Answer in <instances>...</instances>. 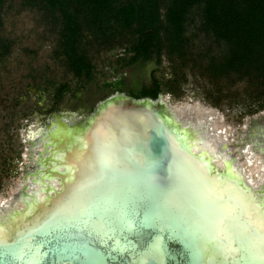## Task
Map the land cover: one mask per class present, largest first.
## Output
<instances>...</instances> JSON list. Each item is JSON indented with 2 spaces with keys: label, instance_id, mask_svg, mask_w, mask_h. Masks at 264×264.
I'll return each instance as SVG.
<instances>
[{
  "label": "rangeland",
  "instance_id": "rangeland-1",
  "mask_svg": "<svg viewBox=\"0 0 264 264\" xmlns=\"http://www.w3.org/2000/svg\"><path fill=\"white\" fill-rule=\"evenodd\" d=\"M55 2L56 6L52 7L46 0L1 1L0 204L9 202L20 188L23 174L33 171L35 151L42 149L39 138L43 137L48 123L55 122V116L66 125L81 122L115 91L147 87L152 80L159 84L160 99L174 109L179 119L206 121V130L212 133L216 147L225 143L244 177L252 184H262L264 77L253 70L221 68L223 49L211 33L203 31L199 10L190 16L181 47L173 49L161 32L158 57L152 55L144 59L135 58L132 51L139 39L136 25L121 30L116 24H112V28L85 24L84 11L76 10L73 0ZM66 2L80 25L73 47L90 69L89 76L84 78L76 74L68 58L62 15ZM168 3L169 0L159 3L164 27ZM133 115L137 117L135 121L140 117ZM107 119V115L103 117L99 126ZM94 134L93 138L97 139V132ZM52 162L48 167L50 171L56 170ZM25 178V182L30 183L34 176ZM48 207L52 211L36 224L42 223L39 230L44 232L56 229V218H49L51 212L56 216V201L51 199L42 209ZM177 222L180 233L185 227L194 233V237L185 236L187 244L190 240L194 244L216 240L209 217H188ZM252 232L255 237V230ZM242 237L255 248L256 238Z\"/></svg>",
  "mask_w": 264,
  "mask_h": 264
},
{
  "label": "water",
  "instance_id": "water-1",
  "mask_svg": "<svg viewBox=\"0 0 264 264\" xmlns=\"http://www.w3.org/2000/svg\"><path fill=\"white\" fill-rule=\"evenodd\" d=\"M108 106L112 110L111 122L116 121L111 127L116 138V166L106 167L95 154L91 161L86 159L78 169L74 183L68 188L64 185L55 200L59 207H64L79 189L86 188L88 194L80 202L78 211L68 216L60 210H56V216L51 212L49 218H56V229L39 230L42 223L36 224L43 221L44 216L11 236L9 241L19 245L18 259L14 264H240L231 258L220 259L217 255L218 239L195 244L201 249V259L177 228V219L209 217L214 232L216 215L208 198L210 194L203 189L207 186L206 181L187 177L188 163L178 155L181 150L168 136L161 117V114L170 112H166L167 104L160 95L155 99L134 98L116 91L100 101L81 122L92 128L96 116ZM133 114L140 117L135 121L137 117ZM145 117L152 127L144 134V146L154 161V167L149 174L135 176L128 173L125 162L136 152ZM147 175L154 176L155 183L166 191L168 200L178 209L175 219L157 217L147 206L140 191V182ZM50 209L48 212L52 211ZM248 228V232L253 233V229ZM232 229L234 235L243 236L241 230ZM157 242L162 245L163 254L152 259L145 253ZM248 246L255 252V248ZM0 264H5L2 256ZM245 264H259V261Z\"/></svg>",
  "mask_w": 264,
  "mask_h": 264
},
{
  "label": "bare ground",
  "instance_id": "bare-ground-1",
  "mask_svg": "<svg viewBox=\"0 0 264 264\" xmlns=\"http://www.w3.org/2000/svg\"><path fill=\"white\" fill-rule=\"evenodd\" d=\"M167 111L170 114L165 115L164 113V115L161 114V117L166 125L168 136L172 139L175 147L181 150L180 152L176 149L178 153L180 152L178 154L176 151V153L188 163L189 173L187 177L201 180V177L206 174L210 178V181L204 182L207 186L203 189L210 194L208 198L211 202L215 198L211 193L213 186H223L218 189L220 191L232 188L239 202L240 211L230 219L231 229L235 228L238 232L241 230L242 235L247 236L246 234L249 233L248 227L251 226L245 216L253 210V207L248 204V199L253 202L256 212L264 213V178L262 184H252L249 179L245 178L243 170L238 169L234 164L235 159L229 150H226L225 143L221 142L218 148L216 147L212 136H210L212 133H208L206 130L208 127L206 121L197 118L194 121L191 118L188 120L185 118L179 119L174 109L168 106H166ZM111 112V106L103 108L96 116L92 128L84 125L83 122L66 125L56 117L55 129L53 127L51 131H48V136L52 140L48 139L49 142L47 141L43 147L52 143L55 146L51 149L49 146L44 159L39 154L37 161L34 162L43 168L40 167L38 170L34 167L32 172H28L30 177L34 176V178H30L31 182L18 188L17 192L12 194L9 202L0 204V235L10 239L11 236L23 228L22 224L25 227V225L34 224L38 219L43 218L49 207L42 209V206L51 199L55 201L56 196L62 192L64 185L66 188L70 187L74 183L80 166L86 162V159L91 161L94 154L98 155L102 161L105 159L111 160L115 165L118 157L115 154L117 153L115 151L116 138L111 127L115 125L116 121L111 122L113 120ZM106 115L109 119L99 126V121ZM181 116L183 117V115ZM95 132L98 135L97 139L93 138ZM90 145L91 148L89 149ZM182 151L189 156V159L183 156ZM48 154L49 156L56 154V158L49 157L46 160ZM52 161L55 162L56 166L54 171L48 170V167L53 165ZM23 181H26L25 177H23ZM33 182H42V185L39 190L27 193L28 187L37 184L33 185ZM36 188L38 189V187ZM194 188L199 191L198 188ZM87 194L88 190L86 188L79 189L66 206L59 207L56 204V210L62 211L66 216L73 214L78 211L83 198ZM205 210L209 213L208 207ZM245 221L248 223L247 226H245ZM253 244L256 251L259 246L258 239L254 240Z\"/></svg>",
  "mask_w": 264,
  "mask_h": 264
},
{
  "label": "trees",
  "instance_id": "trees-1",
  "mask_svg": "<svg viewBox=\"0 0 264 264\" xmlns=\"http://www.w3.org/2000/svg\"><path fill=\"white\" fill-rule=\"evenodd\" d=\"M0 0V5H1ZM52 7L55 0H46ZM77 9L84 11L85 24L105 25L112 28L116 24L121 30H129L134 25L138 42L133 46L135 58L144 59L155 55L160 49V34L178 49L184 42V33L193 11L199 10L201 27L211 33L221 45V68L224 70H253L264 77V0H169L165 11V27L159 11L160 0H73ZM64 3L62 15L67 31V52L70 63L79 77H86L90 69L85 60L76 55L74 39L80 29L76 14ZM92 19V21H91ZM160 92L157 81L149 86L128 90L134 98L155 99Z\"/></svg>",
  "mask_w": 264,
  "mask_h": 264
},
{
  "label": "snow or ice",
  "instance_id": "snow-or-ice-1",
  "mask_svg": "<svg viewBox=\"0 0 264 264\" xmlns=\"http://www.w3.org/2000/svg\"><path fill=\"white\" fill-rule=\"evenodd\" d=\"M145 124L141 129V134L137 144L135 153L128 156L126 160V170L129 174L135 176H144L152 172L154 161L149 156L145 146V133L152 127L151 122L145 117ZM106 167H115L111 160L105 159L103 161ZM202 181H210L206 176L201 177ZM223 186H213L211 193L214 195L212 200L213 211L216 215L214 224V236L220 241L217 245V255L221 260H228L231 258L234 261L245 264L247 261H259V264H264V213H259L254 210L253 202L248 199V204L253 207V210L248 212L245 219L250 224L251 228L255 230V237L251 233L246 234L248 239L256 238L259 241V246L253 252L244 237L234 235L231 231L230 219L240 211V205L237 201L232 188L220 191L218 189ZM140 191L147 206L157 215V217H167L175 219L178 209L172 205L167 198L165 190L161 189L156 183L154 176L147 175L146 179L140 182ZM179 228L180 225L177 224ZM185 236L194 237V233L190 232L187 227L182 229ZM194 254L203 259L201 249L197 248L192 240L189 241ZM0 256L5 258V264H14L18 259L19 246L14 241H9L8 238L0 235ZM203 245L201 246V248ZM163 254L162 245L158 242L154 243L150 249L145 253L152 259H157ZM211 258V257H210Z\"/></svg>",
  "mask_w": 264,
  "mask_h": 264
},
{
  "label": "flooded vegetation",
  "instance_id": "flooded-vegetation-1",
  "mask_svg": "<svg viewBox=\"0 0 264 264\" xmlns=\"http://www.w3.org/2000/svg\"><path fill=\"white\" fill-rule=\"evenodd\" d=\"M118 92H123V93H125L126 95H128V96H131V97H133L132 95H130V94H128V91H119V90H117ZM116 92V91H115ZM140 98H142V97H140ZM54 125H56V116H55V122L54 121H50L49 123H48V125L46 126V130L44 129V133H42V136L43 137H40L39 138V142H40V139H41V143H42V149L41 150H38V151H35V154H36V161H37V158H38V155L40 154V157H42V159H44L45 158V156H46V154H47V150L48 149H46L47 147H49L50 146V149L51 148H53L54 146H55V144L54 143H52V144H49V145H46V146H44L43 147V145L44 144H46V142L48 141V139H51V137H49L48 136V131H51L52 130V128L54 127ZM49 128H51V130H48ZM53 129H55V127L53 128ZM263 129V128H262ZM45 139V141H44V139ZM52 140V139H51ZM49 142V141H48ZM41 143L40 144H38L39 146L41 145ZM262 144L264 145V141L262 142ZM38 145L37 146H33V147H31L30 146V148L31 149H33L34 147H38ZM56 158V154L55 155H53V156H49V154L47 155V157H46V160H47V158ZM35 161V162H36ZM38 170L40 169V167H41V169L43 168L42 166H39V165H36L35 166ZM34 169V168H33ZM28 175V172H25L24 174H23V176L22 177H26ZM38 176H39V174H38ZM40 177H41V175H40ZM31 181V180H30ZM26 183H28V182H25V181H22L21 182V186L22 185H25ZM37 183V184H36ZM33 185L34 184H36L35 186H33V187H28V189L26 190L27 191V193H33V191H35V190H39V187L42 185V182H33L32 183ZM20 186V187H21ZM36 187H38V189L36 188Z\"/></svg>",
  "mask_w": 264,
  "mask_h": 264
}]
</instances>
